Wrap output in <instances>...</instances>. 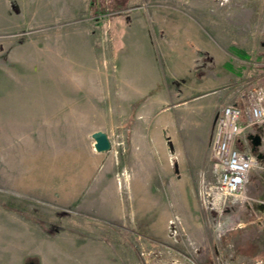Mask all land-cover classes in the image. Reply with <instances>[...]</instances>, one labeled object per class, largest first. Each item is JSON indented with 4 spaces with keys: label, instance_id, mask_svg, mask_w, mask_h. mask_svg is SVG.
Listing matches in <instances>:
<instances>
[{
    "label": "rangeland",
    "instance_id": "1",
    "mask_svg": "<svg viewBox=\"0 0 264 264\" xmlns=\"http://www.w3.org/2000/svg\"><path fill=\"white\" fill-rule=\"evenodd\" d=\"M190 45L191 77L125 79L131 57L164 63ZM263 83L264 0H0V264L264 256V159L222 212L199 193L214 180L221 106L245 107ZM97 130L112 139L111 171H100ZM205 136L193 164L186 138Z\"/></svg>",
    "mask_w": 264,
    "mask_h": 264
},
{
    "label": "built area",
    "instance_id": "2",
    "mask_svg": "<svg viewBox=\"0 0 264 264\" xmlns=\"http://www.w3.org/2000/svg\"><path fill=\"white\" fill-rule=\"evenodd\" d=\"M230 0H218L224 6ZM260 134L262 143L253 150L249 135ZM264 153V83L246 93L245 107L237 103L221 106L214 121L210 142L213 181L204 180L200 189L203 204L210 211L222 212L231 199L242 196L258 154ZM264 205V200H259ZM250 264H264V256Z\"/></svg>",
    "mask_w": 264,
    "mask_h": 264
},
{
    "label": "crops",
    "instance_id": "3",
    "mask_svg": "<svg viewBox=\"0 0 264 264\" xmlns=\"http://www.w3.org/2000/svg\"><path fill=\"white\" fill-rule=\"evenodd\" d=\"M199 14V15H198ZM203 12H197L196 15L200 16ZM197 22L192 19L191 15L184 14L183 23L186 26L195 28V23ZM197 27V26H196ZM199 33V31H197ZM200 37V36H199ZM190 42V40H189ZM191 44V43H190ZM200 49L198 45L195 49V46L189 47H182V48H173V52L167 53L168 58L165 59L164 63L158 62L156 59H149L145 56L143 57H131L127 60L126 66L124 67L123 73L125 79L127 80H143V79H155L161 80L162 74H170L174 78L186 79V77H191L193 75L192 68L194 64V52ZM156 75V76H151ZM141 76V77H138ZM148 76V77H146ZM185 126V121L177 120L172 124L173 128H179ZM200 128V126H198ZM199 133V132H198ZM202 134V133H200ZM187 139V153L188 158L192 161V163H199V161L203 160L205 151L208 147V140L207 137H197V138H186ZM97 151V150H96ZM98 155L101 156L100 159V171H111L112 167V155H109L107 152H99L97 151ZM99 171V172H100ZM168 171V170H166ZM176 173L179 172V169L175 170ZM80 192L75 191L73 195L65 196V199H72L77 200L80 198ZM106 200H104L105 202ZM108 207H111L109 205ZM106 208V207H105Z\"/></svg>",
    "mask_w": 264,
    "mask_h": 264
},
{
    "label": "water",
    "instance_id": "4",
    "mask_svg": "<svg viewBox=\"0 0 264 264\" xmlns=\"http://www.w3.org/2000/svg\"><path fill=\"white\" fill-rule=\"evenodd\" d=\"M92 137L94 138V147L99 152L109 151L112 148V139L110 135L103 131L97 130L93 132ZM249 138L252 139L253 150L257 151L260 144L262 143V138L260 134L253 135L250 134ZM258 158L264 159V153H259ZM261 208H264V205H261Z\"/></svg>",
    "mask_w": 264,
    "mask_h": 264
}]
</instances>
